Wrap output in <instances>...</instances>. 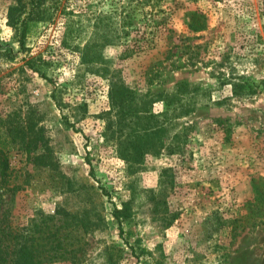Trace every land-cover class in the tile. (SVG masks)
I'll return each instance as SVG.
<instances>
[{"label": "rangeland", "instance_id": "1", "mask_svg": "<svg viewBox=\"0 0 264 264\" xmlns=\"http://www.w3.org/2000/svg\"><path fill=\"white\" fill-rule=\"evenodd\" d=\"M36 1L0 0V227L54 217L50 264H264V0Z\"/></svg>", "mask_w": 264, "mask_h": 264}, {"label": "trees", "instance_id": "2", "mask_svg": "<svg viewBox=\"0 0 264 264\" xmlns=\"http://www.w3.org/2000/svg\"><path fill=\"white\" fill-rule=\"evenodd\" d=\"M154 7V6H153ZM39 9L37 1L33 0L32 8L29 15ZM188 23L186 27L191 34H198L205 32L209 28V19L201 11L196 10L186 15ZM152 22H157L152 20ZM126 24V25H125ZM129 26V22H123L120 27V32L123 35L128 34L124 28ZM25 19L20 22V29L22 35L26 31ZM159 30V29H155ZM159 32V31H156ZM154 34V32L152 33ZM154 40V37H152ZM144 39H141L137 35L131 40V46L124 47V54L133 48L136 50H142ZM30 63H28L29 65ZM32 69V65H29ZM110 99L112 103L117 100L115 96V84L112 81ZM120 97V96H119ZM118 97V98H119ZM113 105V104H112ZM0 169L3 177L9 173V162L5 153L0 149ZM256 201L263 199V194L260 193L257 188H254ZM262 201V200H261ZM35 220V219H34ZM54 217L41 215L40 220L31 221L26 228L20 229L13 233L8 232L5 228L0 227V264H50L56 261L64 260L67 256L74 252V249H68L65 235H61L59 229L53 230L55 223H53ZM51 223V224H50ZM59 228V227H58Z\"/></svg>", "mask_w": 264, "mask_h": 264}]
</instances>
